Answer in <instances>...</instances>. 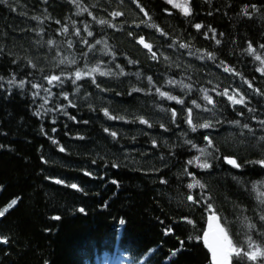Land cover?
I'll list each match as a JSON object with an SVG mask.
<instances>
[{
    "label": "trees",
    "instance_id": "trees-1",
    "mask_svg": "<svg viewBox=\"0 0 264 264\" xmlns=\"http://www.w3.org/2000/svg\"><path fill=\"white\" fill-rule=\"evenodd\" d=\"M188 3L0 0V264H264V0Z\"/></svg>",
    "mask_w": 264,
    "mask_h": 264
},
{
    "label": "snow or ice",
    "instance_id": "snow-or-ice-1",
    "mask_svg": "<svg viewBox=\"0 0 264 264\" xmlns=\"http://www.w3.org/2000/svg\"><path fill=\"white\" fill-rule=\"evenodd\" d=\"M73 2L75 3V0H73ZM168 2L169 3H173V0H168ZM176 7H180L182 9V11H183L185 16H190L192 14V9L189 6L188 0H185V2L182 3V4H177ZM244 14L245 15L248 14L247 9H244ZM113 15H120V13H113ZM100 23L103 24L105 22L103 20H101ZM201 27H202V25H200V24H196L195 25L196 29H200ZM212 31L214 32L215 30L213 29ZM88 35L91 36L92 33L89 32ZM98 43H99V41H98ZM140 43L144 44V46L146 48L151 50V46L149 44H145L143 38H141ZM216 43L219 44L220 41L216 40ZM184 47H186V45H184ZM247 51L249 53H252L255 50L249 44V47H248ZM208 55H209V57H211L210 53ZM153 58H155V54H153ZM255 58H256V60H260L261 59V57L259 55H257ZM99 71H100V69L98 67L92 70V72H99ZM225 71H232V69L226 68ZM259 71L264 72V67H261L259 69ZM91 74H92L91 72H89V73H81V72L78 71V72L75 73V78L76 79H80L82 75H91ZM101 74L102 75H109V73H106V72L105 73H101ZM59 79H60V77H58V76H52V77L49 78V82L57 81ZM149 79H151V78H149ZM169 83H174V81H169ZM23 84H24V82L21 81L20 82V86L23 87ZM36 87H39V85H36ZM185 87H190V86L186 85ZM157 91H159V89H157ZM36 95H38V93H36ZM160 95L161 96H166L168 99H171V100H177L178 99L177 97L169 96L168 93H166V92H161ZM222 95L228 96V99L233 104H244L245 103V99H244L243 96H240V98L237 99L235 94L228 95L227 90L224 93H222ZM205 99L208 100L210 103L212 102V98L210 96H208L207 93H205ZM178 102L179 103H183V101H179V100H178ZM193 103H195V101H193ZM197 107H199V105H197ZM188 112H189V115H188L187 122H188L189 125H192L191 109H189ZM172 114H173V117H175V111L174 110H173ZM37 115H39V113H37ZM105 115H108V112H107L106 109H105ZM111 118L112 119H116L115 117H111ZM73 119H74V117H73ZM141 123L148 124V121L144 120L143 118H141ZM209 126H210L209 123H204L202 125H199V127H203V128H208ZM196 127H197L196 125H192L193 131H195ZM53 131H55V129H53ZM105 131H107V129H105ZM112 135L115 136L116 133L113 132ZM209 143H211V142L209 141ZM61 151H63V148H61ZM194 162H196L199 167L204 168V169H207V168L211 167V165L208 164L206 161L205 162H200L199 157L196 158V161H189L188 163L191 164V163H194ZM226 162L228 164H230V165H233L234 167H237V168L240 167V165L236 162L235 159L227 158ZM257 163H260V164L264 165V161H258ZM197 186L204 187L203 185L200 184V182L198 180H194L193 183L188 185L189 188H196ZM71 187L72 188H76L77 185L73 184V185H71ZM189 199H192V197L190 196ZM16 204H17V200H12L11 204L8 205V208L4 209V211H0V217H3L5 215V212H7L9 208H11L12 206H14ZM80 212L83 213L84 209L81 208ZM55 218L59 219V217H55ZM216 219L217 218L214 215L209 217L210 221H214ZM262 219H264V217H262ZM121 223H124V221H121ZM210 227H211V225H210ZM249 227H254V225H249ZM217 232L219 233V235L213 234V239L212 240L209 239L208 235H205L204 242L211 249V253H212V258H213L214 264H230V258L233 256V254H235L237 257H239L241 255V253H242V249L234 247L232 245L231 240H229L227 235L224 233V230L219 228L218 225H217ZM165 234H167V233H165ZM5 242H6V238H5ZM181 244L183 245V242H181ZM249 247H252V245L250 244ZM172 255L175 256L176 252H173ZM244 255H246L248 259L254 261V260L257 259V257L264 256V250H261L259 247H256L253 251L244 253Z\"/></svg>",
    "mask_w": 264,
    "mask_h": 264
},
{
    "label": "water",
    "instance_id": "water-1",
    "mask_svg": "<svg viewBox=\"0 0 264 264\" xmlns=\"http://www.w3.org/2000/svg\"><path fill=\"white\" fill-rule=\"evenodd\" d=\"M227 158L234 159L233 157H226V159ZM210 223L211 222H210L209 217H208L207 223H206V228H205V231H204V237H205V235H208L209 239L212 240L213 239V234L219 235V233L217 232V226H215V225L213 226ZM210 225H211V227H210ZM207 248H208L209 252L211 253V249L208 246H207ZM211 256H212V253H211ZM212 262L214 263L213 258H212Z\"/></svg>",
    "mask_w": 264,
    "mask_h": 264
},
{
    "label": "rangeland",
    "instance_id": "rangeland-1",
    "mask_svg": "<svg viewBox=\"0 0 264 264\" xmlns=\"http://www.w3.org/2000/svg\"><path fill=\"white\" fill-rule=\"evenodd\" d=\"M185 2V0H173V3L172 4H174V5H177V4H182V3H184ZM211 223V225H215V226H219V221H218V219H216V220H214V221H210ZM119 259L121 258V256L120 257H118ZM115 264H128L127 262H124V261H121V260H118V261H116V263Z\"/></svg>",
    "mask_w": 264,
    "mask_h": 264
}]
</instances>
